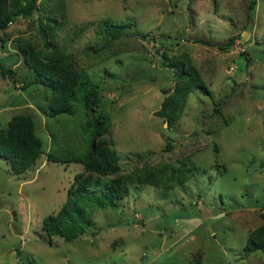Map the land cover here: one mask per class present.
Returning <instances> with one entry per match:
<instances>
[{
  "label": "rangeland",
  "instance_id": "1",
  "mask_svg": "<svg viewBox=\"0 0 264 264\" xmlns=\"http://www.w3.org/2000/svg\"><path fill=\"white\" fill-rule=\"evenodd\" d=\"M251 1L41 0L31 17L0 30V61L14 70L0 74V128L29 113L44 142L24 173L0 157V264H264V250L244 251L264 222V0ZM103 19L126 24L125 33L108 38ZM43 25L99 86L119 174L149 170L160 180L129 183L115 207L81 201L94 225L72 241L48 236L42 222L64 207L84 165L47 153L87 151L90 117L78 106L50 118L49 92L23 88L34 74L18 45L46 49ZM162 52L192 63L213 93L192 92L172 128L158 114L176 84Z\"/></svg>",
  "mask_w": 264,
  "mask_h": 264
},
{
  "label": "trees",
  "instance_id": "2",
  "mask_svg": "<svg viewBox=\"0 0 264 264\" xmlns=\"http://www.w3.org/2000/svg\"><path fill=\"white\" fill-rule=\"evenodd\" d=\"M41 0H0V30H6L11 23L19 18L31 17L38 9ZM62 6L63 3H59ZM256 1L252 0L250 7L254 8ZM59 11L61 12L62 9ZM63 15L65 13L63 12ZM102 30L108 38L116 40L125 33L126 24L117 23L111 19L100 22ZM45 29L43 34L46 49H39L31 42H19L28 67L34 76L25 81L23 88H45L50 94L48 117L54 118L62 114H75L78 106L85 109L90 117L88 127L90 143L87 151L76 153L68 151L65 154L47 153L48 159L57 163H80L84 171L75 175L68 189V200L56 214L44 217L42 228L48 236L59 235L72 241L85 234L94 225V220L81 201L87 199L89 205L98 208L115 207L119 200L130 193L129 183H148L159 185L158 174L149 170L134 171L132 174H119L122 167L114 140L107 144L105 135L111 130V117L101 107L99 86L93 82L87 69L77 64L73 54L65 48L54 44L53 30ZM236 37L232 36L221 49L232 46ZM162 56L170 60L169 66L174 69L176 84L167 91L161 108L158 111L169 128L181 117L188 96L194 92L213 97L200 71L192 64H187L177 58H169L165 52ZM0 74L3 78L14 76V70L0 61ZM48 90V91H47ZM217 112H220L216 108ZM44 153L43 139L37 134L36 121L29 113L15 114L7 128H0V157L11 165L12 170L21 174L31 168ZM192 169V167H191ZM195 169H198L195 166ZM178 169H174L176 171ZM189 170V168H187ZM96 174V175H95ZM118 174L108 181L105 188L93 192L94 185L103 183L101 177ZM95 175V176H94ZM264 218V213H263ZM264 250V222L249 233L244 251L251 254Z\"/></svg>",
  "mask_w": 264,
  "mask_h": 264
}]
</instances>
